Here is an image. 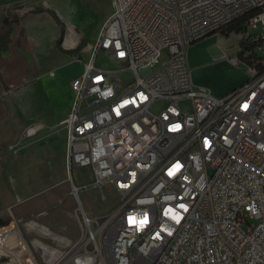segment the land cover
<instances>
[{"label": "built area", "instance_id": "2783aa9c", "mask_svg": "<svg viewBox=\"0 0 264 264\" xmlns=\"http://www.w3.org/2000/svg\"><path fill=\"white\" fill-rule=\"evenodd\" d=\"M113 1L63 127L67 166L93 173L75 196L96 188L107 201L110 188L120 203L101 218L78 206L69 259L264 264V0ZM246 15L236 36L254 46L233 61L249 81L223 97L196 87L189 47ZM101 51L113 68L97 66ZM0 219V264H39L17 222Z\"/></svg>", "mask_w": 264, "mask_h": 264}, {"label": "rangeland", "instance_id": "374dc122", "mask_svg": "<svg viewBox=\"0 0 264 264\" xmlns=\"http://www.w3.org/2000/svg\"><path fill=\"white\" fill-rule=\"evenodd\" d=\"M34 1L40 3L44 0ZM28 2L23 0L18 5L26 6ZM40 4H44V8L54 11L63 20L73 23L87 37L92 48L102 23L115 11L113 0H46ZM4 8L0 6V12ZM234 38L239 44L240 37ZM219 40L220 37H217V43ZM92 48L83 55V61L88 62L90 58L92 61ZM44 59L48 64L55 61L51 53L45 55ZM77 62L72 64V68L80 72L81 67ZM96 63L99 67H114L112 60L102 51L99 52ZM238 67L239 76L251 78L246 65L239 63ZM13 92L17 94L15 89ZM6 94L9 96L11 91ZM12 98L14 97L10 95L9 99ZM59 107L56 121L63 119L69 112L66 108ZM181 107L189 112L191 103L182 102ZM26 116L27 121L33 125H41L44 120L37 106L30 107ZM13 126V121H8L7 124L0 122V135L3 136L0 138V217L9 215L17 222L39 264H60L71 256L74 245L82 235L76 211L78 206L81 205L84 212L92 218H101L110 215L119 205L120 199L110 188L105 189L107 201L102 200L101 192L96 188L75 196L72 185L79 187L92 183L93 173L90 167L72 170L68 166L66 168V153L64 157L59 155L61 140L66 136L63 127L51 132L42 130L39 134H30L31 126L23 123L21 127L14 129L15 135L10 137L11 133L6 130L8 128L12 132ZM39 139V143L34 145ZM53 234L60 235L65 240L74 238L75 242L69 247L67 241L66 244L55 241ZM53 250L56 253L52 257ZM5 251L7 250H0V259L3 258L1 253Z\"/></svg>", "mask_w": 264, "mask_h": 264}, {"label": "crops", "instance_id": "0c3cea01", "mask_svg": "<svg viewBox=\"0 0 264 264\" xmlns=\"http://www.w3.org/2000/svg\"><path fill=\"white\" fill-rule=\"evenodd\" d=\"M21 1L23 0H0V6H4V10L11 8L14 12L13 16L22 18L19 22H12L9 25L13 28L12 43L6 52L0 54V122L7 124L8 121H13L12 132L8 128L6 130L11 133L10 137L15 135L14 129L17 126L21 127L23 123L31 126L38 134L42 130L51 132L63 127L74 100L71 84L83 73L84 65L91 60L90 58L88 62L83 61V55L92 48L87 37L70 21L60 17L65 24V35L61 40V26L50 14L47 12L33 13L36 9L47 10L44 8V4H40L46 0L40 3L28 0L26 6L18 5ZM12 5L16 6L12 7ZM19 12L21 14H18ZM112 14H109L102 23L99 36ZM99 36L91 49V55L94 54ZM217 37H220L219 43L216 41ZM83 41L86 42V47L75 56L63 53L58 49L59 42L65 50H73ZM50 53L55 59L52 64L46 63L44 59L45 55ZM245 55V51L239 47L234 35L225 37L220 34H212L196 42L187 51V62L191 68L194 85L209 89L217 97L230 94L249 81V77L239 76V65L233 61L235 58L243 59ZM76 61L81 67L80 72H76L72 68V64ZM70 70L74 72H70ZM14 89L17 94L13 92ZM8 91H11L10 95L14 98L9 99L10 95L6 94ZM33 106H37L44 118L41 125H33L27 121V111ZM59 106L66 108L69 112L63 119L56 121L55 117L59 114L57 113ZM0 138L3 136L0 135ZM37 141L34 145H37L40 139ZM61 142L59 155L64 157L66 153L67 168V130L66 136L62 138ZM53 238L59 243L67 241L69 247L75 242L74 238L69 237L65 240L57 234H53ZM55 253L56 250H53L52 257ZM60 264L95 263L91 257H86L77 261L69 259Z\"/></svg>", "mask_w": 264, "mask_h": 264}, {"label": "trees", "instance_id": "16d2710c", "mask_svg": "<svg viewBox=\"0 0 264 264\" xmlns=\"http://www.w3.org/2000/svg\"><path fill=\"white\" fill-rule=\"evenodd\" d=\"M47 12L48 14H50L55 21L61 26L62 29V34H61V40L63 39L64 35H65V24L62 22V20L60 19V17L52 10H44V9H36L33 11L34 14H40V13H44ZM251 15H246L244 17H241L239 19H237L236 21H234L233 23L229 24L228 26L222 28L219 31V34L225 37H229L231 35H239L242 33H247L248 31V21L250 19ZM22 18L14 15L12 17V22H19ZM12 36H13V28L10 26H6L3 29V32L0 34V54L2 52H6L11 43H12ZM86 42L83 41L81 42V44L73 50H65L62 47L61 42L58 43V49L66 54L75 56L81 53V51L86 47ZM254 46V44H249L248 42H246L245 40H241L239 42V47L243 50V51H249L252 49V47ZM246 59L245 57L241 60Z\"/></svg>", "mask_w": 264, "mask_h": 264}, {"label": "water", "instance_id": "95a60500", "mask_svg": "<svg viewBox=\"0 0 264 264\" xmlns=\"http://www.w3.org/2000/svg\"><path fill=\"white\" fill-rule=\"evenodd\" d=\"M12 17H13V10L10 8H7L0 12V34L3 32L1 28L2 25L9 26L10 24H12ZM9 222H10L9 220L0 219V227L7 226ZM0 260L2 261L3 258H1Z\"/></svg>", "mask_w": 264, "mask_h": 264}, {"label": "bare ground", "instance_id": "6f19581e", "mask_svg": "<svg viewBox=\"0 0 264 264\" xmlns=\"http://www.w3.org/2000/svg\"><path fill=\"white\" fill-rule=\"evenodd\" d=\"M9 254H10V253H9ZM11 256H12L13 259L17 260V257H18L17 254H14V253H13V254H11ZM69 258H71V256L67 257V258H66V261L69 260ZM6 264H9V263H6Z\"/></svg>", "mask_w": 264, "mask_h": 264}, {"label": "flooded vegetation", "instance_id": "af4514ba", "mask_svg": "<svg viewBox=\"0 0 264 264\" xmlns=\"http://www.w3.org/2000/svg\"><path fill=\"white\" fill-rule=\"evenodd\" d=\"M4 27H5V25H2V26H1L2 30L4 29Z\"/></svg>", "mask_w": 264, "mask_h": 264}]
</instances>
